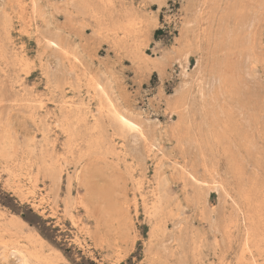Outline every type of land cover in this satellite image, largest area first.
I'll list each match as a JSON object with an SVG mask.
<instances>
[{"label":"rangeland","instance_id":"rangeland-1","mask_svg":"<svg viewBox=\"0 0 264 264\" xmlns=\"http://www.w3.org/2000/svg\"><path fill=\"white\" fill-rule=\"evenodd\" d=\"M186 2L0 0V264H264V0Z\"/></svg>","mask_w":264,"mask_h":264},{"label":"bare ground","instance_id":"bare-ground-1","mask_svg":"<svg viewBox=\"0 0 264 264\" xmlns=\"http://www.w3.org/2000/svg\"><path fill=\"white\" fill-rule=\"evenodd\" d=\"M205 4V0H187L186 4L183 6V13H184V17H183V22H182V27H181V32L179 34V36L176 38V42L178 43V47H177V50H175L176 53H182V57L184 58V64H182V69H181V72L182 74L185 76V69L187 68V53L186 51H188L187 49H192L197 52L198 54V58L196 59V63L195 65L197 66V72L199 74V72H202L203 70V61H202V56H200L202 54V51H206L204 50V45L208 43V40H209V36H208V33L206 32L205 29H201V17L203 15V10L201 8L202 5ZM205 22V21H204ZM127 23V22H126ZM122 26H123V29H126L128 28V24H125V23H121ZM130 32V31H129ZM141 34V32L139 33ZM138 36V35H137ZM53 42V41H51ZM49 43V42H48ZM54 43V42H53ZM139 45V44H138ZM205 55H207L205 53ZM209 55V54H208ZM136 56V55H135ZM141 56V55H140ZM143 56V55H142ZM213 56V55H212ZM206 57V56H205ZM141 58V57H140ZM146 58V57H145ZM207 58V57H206ZM205 60V58H204ZM146 61V60H144ZM150 62V61H149ZM211 62V60H210ZM209 62V63H210ZM153 63V62H152ZM151 64V63H150ZM207 64V63H206ZM181 65V64H180ZM208 65V64H207ZM205 69V68H204ZM208 70V69H206ZM205 70V71H206ZM204 71V70H203ZM204 71V72H205ZM210 73V76H208L211 80V83L210 85H212L213 83H216V84H219L222 80H221V77L220 75H218L216 73V71L214 70H211L209 71ZM205 74V73H204ZM180 75V74H179ZM200 75V74H199ZM183 77V76H182ZM184 78V77H183ZM205 78V77H204ZM209 80V81H210ZM197 82V81H196ZM208 83V81H207ZM184 84H188L187 82L184 83ZM204 84V83H203ZM215 85V84H214ZM220 85V84H219ZM205 86V84H204ZM218 89H220L221 87H219L217 85ZM182 88V87H181ZM181 88H179L180 90L178 91H175L173 92V96H178L179 94H182L180 91ZM195 95L197 96L198 100H199V103L201 101L200 104H202V106H204V103H205V97H212L214 96L212 93V95L210 94V92H208V94L206 95L205 93V88L202 87V85L197 82V84L195 85ZM178 89V88H177ZM223 90V89H222ZM221 90V91H222ZM213 91V90H212ZM180 92V93H179ZM214 92H217L216 90ZM220 93V91H219ZM218 93V94H219ZM172 94V93H171ZM183 95V94H182ZM182 97V96H180ZM185 95L183 96V99H184ZM177 98V97H176ZM179 98V97H178ZM177 98V99H178ZM214 98V97H213ZM180 99V98H179ZM182 99V100H183ZM173 100V99H172ZM176 100V99H175ZM222 100V99H221ZM169 101V100H168ZM177 101V100H176ZM212 101V100H211ZM180 103V100L178 101ZM198 102V101H197ZM214 102V101H213ZM208 103V102H207ZM181 104V103H180ZM214 104V103H213ZM175 105V104H174ZM212 105V104H211ZM210 105V106H211ZM237 105V104H236ZM178 106V103L177 105ZM201 106V107H202ZM205 109V108H204ZM222 109V108H221ZM220 111V110H219ZM222 112V111H221ZM231 112V110L229 111ZM209 113V112H208ZM219 113V112H218ZM225 114V113H224ZM219 115H222L221 113ZM102 116V115H101ZM212 116V115H211ZM181 117V116H180ZM179 117V118H180ZM214 119V118H213ZM224 119V118H223ZM116 120V119H115ZM123 119L120 120V123L125 126L126 128H130V123L129 122H126V121H123ZM184 121V120H182ZM201 121V120H200ZM229 122V120H228ZM102 123V122H101ZM216 123V122H215ZM219 123V122H218ZM240 123V122H239ZM214 124V123H213ZM221 125V124H220ZM229 125V124H228ZM128 126V127H127ZM214 126V125H213ZM216 127V126H215ZM214 127V128H215ZM230 127V126H229ZM97 128V127H96ZM102 128V127H101ZM132 128V127H131ZM212 128V127H211ZM222 128V127H221ZM225 128V126L223 127ZM222 128V129H223ZM228 128V127H227ZM211 130V129H210ZM220 130V129H219ZM179 132V131H178ZM235 132V131H234ZM227 133V132H226ZM238 133V132H237ZM230 134V133H229ZM235 135V134H234ZM187 137V136H186ZM134 138V137H133ZM102 139V138H101ZM215 139V138H214ZM181 141V140H180ZM182 142V141H181ZM187 142V141H186ZM188 143V142H187ZM247 143V142H246ZM216 146V145H215ZM213 147V146H212ZM226 147V146H225ZM215 151V150H214ZM217 151V150H216ZM244 152V151H243ZM229 153V152H228ZM130 154V153H129ZM206 154V153H205ZM240 156V155H239ZM192 157V156H191ZM204 159V158H203ZM202 159V160H203ZM204 161V160H203ZM199 162V161H198ZM208 162V161H207ZM196 166V164H195ZM207 169V166L204 164V169ZM57 172V171H56ZM191 172V171H190ZM59 174V173H58ZM57 173H55L54 175V178H52V182L53 183H58V180H59V175ZM215 175V174H214ZM190 176V175H189ZM193 177V176H192ZM187 178V177H186ZM195 194V193H194ZM255 220V219H254ZM173 237H175L173 235ZM176 242V241H175ZM174 243V242H173ZM179 244V242H178ZM181 245V244H180ZM183 248V247H182ZM173 253V252H172ZM24 253H21L20 251L18 250H15L13 252V255L16 257L17 261H18V264H26V257L25 255H23ZM187 255V254H186ZM178 256V255H177ZM40 260V259H39ZM43 263V262H42Z\"/></svg>","mask_w":264,"mask_h":264}]
</instances>
